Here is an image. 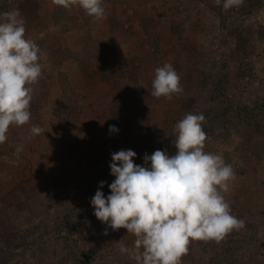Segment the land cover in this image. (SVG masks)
Here are the masks:
<instances>
[{
    "label": "rangeland",
    "instance_id": "1",
    "mask_svg": "<svg viewBox=\"0 0 264 264\" xmlns=\"http://www.w3.org/2000/svg\"><path fill=\"white\" fill-rule=\"evenodd\" d=\"M223 2L103 0L94 20L52 0H0V12L19 10L48 63L30 123L0 144V264H136L119 252L135 238L99 221L91 198L101 181L111 194L112 153L131 149L146 167L145 153L174 154L173 128L188 113L205 116V151L233 166L223 195L244 227L193 241L182 264H264V0ZM166 63L183 92L156 99Z\"/></svg>",
    "mask_w": 264,
    "mask_h": 264
},
{
    "label": "clouds",
    "instance_id": "2",
    "mask_svg": "<svg viewBox=\"0 0 264 264\" xmlns=\"http://www.w3.org/2000/svg\"><path fill=\"white\" fill-rule=\"evenodd\" d=\"M215 2L220 5L221 0ZM52 3L65 9L78 6L94 20L105 16L103 0ZM243 3L224 0L223 8ZM46 58L38 44L26 38L19 10L0 12V144L7 140L11 126L30 123L33 86L43 75L41 61ZM151 87L150 95L156 99L171 100L183 92L179 74L167 63L155 69ZM205 123L203 114H186L173 128L175 153H145L144 162L150 167L135 164L137 154L131 149L111 154L109 167L115 177L109 185L111 194L105 197L101 181L91 205L99 221L113 231L126 229L135 238L131 248L121 240L119 252L136 264H182L193 241L219 243L244 227L223 195L235 179L233 166L223 154L205 151ZM109 130L118 131L114 125ZM42 132L37 125L31 128L33 135Z\"/></svg>",
    "mask_w": 264,
    "mask_h": 264
},
{
    "label": "trees",
    "instance_id": "3",
    "mask_svg": "<svg viewBox=\"0 0 264 264\" xmlns=\"http://www.w3.org/2000/svg\"><path fill=\"white\" fill-rule=\"evenodd\" d=\"M53 29H54L53 31H55L54 26H53ZM51 31H52V30H51ZM41 63H42V64L44 63L45 65L48 64L47 61H45V60H42ZM46 63H47V64H46ZM58 67H59V66H58ZM56 68H57V66H56ZM42 71H43V75H42V77H41V79H40L39 81H43V80H44V79H43V76H45V75L48 74V72H47V71H48L47 68H44V67H43ZM48 77H49V75H48ZM35 86H36V85H34L33 87H35Z\"/></svg>",
    "mask_w": 264,
    "mask_h": 264
}]
</instances>
